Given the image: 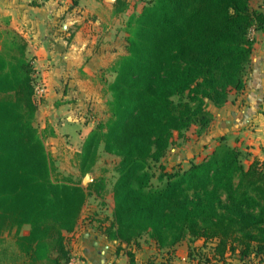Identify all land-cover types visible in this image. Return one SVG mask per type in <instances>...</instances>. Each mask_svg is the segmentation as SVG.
I'll use <instances>...</instances> for the list:
<instances>
[{
  "label": "trees",
  "instance_id": "1",
  "mask_svg": "<svg viewBox=\"0 0 264 264\" xmlns=\"http://www.w3.org/2000/svg\"><path fill=\"white\" fill-rule=\"evenodd\" d=\"M133 9L126 53L110 67L106 119L76 154L84 174L101 143L120 157L112 215L97 219L98 230L135 248L145 236L168 252L201 239L193 258L202 264L260 258L264 160L223 141L187 167L163 158L174 140L189 138L185 132L208 128L210 104L220 107L244 88L251 31L264 26V8L251 0H136ZM0 36V264H72L67 236L95 182L84 187L52 161L35 123L34 57L17 31ZM127 255L134 264V252Z\"/></svg>",
  "mask_w": 264,
  "mask_h": 264
},
{
  "label": "crops",
  "instance_id": "2",
  "mask_svg": "<svg viewBox=\"0 0 264 264\" xmlns=\"http://www.w3.org/2000/svg\"><path fill=\"white\" fill-rule=\"evenodd\" d=\"M121 1L128 5L124 10L118 9ZM135 1L0 0V35L5 29L17 31L27 41L28 55L34 57L37 85L44 89L37 95L35 123L44 133L52 161L63 174L73 175L61 165L63 156L71 153L76 158L88 133L106 114L103 97L107 71L125 54V17ZM252 2L253 8H264V0L255 6ZM251 36L254 42L244 88L232 92L224 105L208 106L212 113L208 128L201 134L190 131L187 140L172 145L166 156L170 150L177 149V153L169 167L201 160L220 141L264 160V26L253 29ZM86 221L95 222L91 218ZM91 223L80 236L78 223L73 248L68 242L71 254L75 252L79 258L72 254V264H129V250L134 252V264H202L193 258L201 239H191L195 242L192 245L187 238L168 252L144 236L135 248L108 239ZM28 229L25 225L21 233L27 234Z\"/></svg>",
  "mask_w": 264,
  "mask_h": 264
},
{
  "label": "rangeland",
  "instance_id": "3",
  "mask_svg": "<svg viewBox=\"0 0 264 264\" xmlns=\"http://www.w3.org/2000/svg\"><path fill=\"white\" fill-rule=\"evenodd\" d=\"M258 0H253L252 5L255 6ZM134 9L132 8L130 10L129 13H131ZM127 13V14H129ZM127 14L125 17V20H127ZM126 22V21H125ZM127 35L126 31H125V36ZM125 43H126V39H125ZM125 53H126V48H125ZM107 78H106V82L104 83L105 87H104V97H103V103H104V110L107 111V102L110 99V93L107 91L108 89V83H110L113 78H114V72L108 70L107 71ZM106 119V114L103 115L100 119V121L105 120ZM185 135H188L190 137V131L185 132ZM180 139L177 138L176 140H174V143H181L179 141ZM73 148H76V145L73 144ZM78 146V144H77ZM49 147V146H48ZM79 148V147H78ZM184 148L186 149V154L188 155V153L190 152V144H187L184 146ZM188 149V151H187ZM183 150L181 149H178ZM177 151V149H176ZM174 152L172 150L169 151L168 155L166 157L163 158V161L165 162V164L169 167L170 163L173 161V154L177 153ZM184 152V155H185ZM245 153V151H244ZM73 154L68 153L66 157L63 156V159L61 160V165L65 166L66 168H69L73 173L74 178L79 179L81 182L82 186H88L90 183L95 182L94 186L92 188H89V195L86 201V204L84 206L83 212H82V218L80 219L79 222V228H78V235L80 236V233L85 231V230H89L90 228V223L91 221H86L88 220V218H91L92 220H95V222L91 223V224H96L98 225L97 219L99 218H109L112 215V197H111V189H112V183L115 179V175H116V168H117V164L119 161V155H117L114 152H108L106 150H104L103 147V143L100 144L99 148H98V157H97V162L95 167L89 171L88 174L89 178L87 180V182L84 184L83 178L86 174L82 173L78 166L74 165V163H77V159L73 158L72 156ZM242 160L247 163L249 161V159L246 157V155L242 156ZM183 167H187L188 162H184L183 163ZM157 171V169L155 170ZM66 175V174H65ZM86 186V187H87ZM96 215V216H95ZM93 227V225H92ZM73 233H69L68 234V242L70 243L71 247L73 248V244L71 243V241L74 240L75 235ZM143 239V237L141 238V240ZM191 241V239H190ZM192 242V241H191ZM195 242H192V245ZM200 241H197L196 244L200 245ZM195 245V244H194ZM72 254H74L73 258L76 259L77 258V254L74 252H72ZM197 258V257H196ZM77 260L79 261V258H77ZM180 262H183L182 259ZM211 264H264V255H261L260 258L259 257H255V256H251L248 258H244L241 259L238 255H233L230 258H228L224 263L222 262H214Z\"/></svg>",
  "mask_w": 264,
  "mask_h": 264
},
{
  "label": "built area",
  "instance_id": "4",
  "mask_svg": "<svg viewBox=\"0 0 264 264\" xmlns=\"http://www.w3.org/2000/svg\"><path fill=\"white\" fill-rule=\"evenodd\" d=\"M38 84V83H37ZM44 91L43 88L39 87L38 85L36 86V97L38 98L37 95H41L42 92Z\"/></svg>",
  "mask_w": 264,
  "mask_h": 264
},
{
  "label": "water",
  "instance_id": "5",
  "mask_svg": "<svg viewBox=\"0 0 264 264\" xmlns=\"http://www.w3.org/2000/svg\"><path fill=\"white\" fill-rule=\"evenodd\" d=\"M89 175L88 174H86L85 176H84V178H83V183L85 184L86 182H87V180H88V177ZM87 186V185H86ZM86 186H84V187H86Z\"/></svg>",
  "mask_w": 264,
  "mask_h": 264
}]
</instances>
